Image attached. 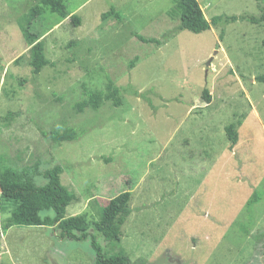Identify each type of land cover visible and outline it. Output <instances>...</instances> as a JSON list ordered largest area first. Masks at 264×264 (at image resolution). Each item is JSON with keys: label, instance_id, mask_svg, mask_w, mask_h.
I'll return each instance as SVG.
<instances>
[{"label": "rangeland", "instance_id": "rangeland-1", "mask_svg": "<svg viewBox=\"0 0 264 264\" xmlns=\"http://www.w3.org/2000/svg\"><path fill=\"white\" fill-rule=\"evenodd\" d=\"M56 1L64 15L42 0H0V154L39 187L60 167L75 196L66 217L91 223L124 191L131 212L119 242L92 228L82 241L48 226L2 229L9 214L0 212V264H95L91 237L130 264H264V25L230 21L258 17V2L196 0L207 21L221 19L192 34L175 33L170 0ZM34 7L47 61L36 75L22 34ZM111 7L120 22L101 19ZM107 80L119 107L74 112ZM231 124L238 142L229 149ZM54 127L81 136L55 145L41 135Z\"/></svg>", "mask_w": 264, "mask_h": 264}, {"label": "trees", "instance_id": "trees-1", "mask_svg": "<svg viewBox=\"0 0 264 264\" xmlns=\"http://www.w3.org/2000/svg\"><path fill=\"white\" fill-rule=\"evenodd\" d=\"M177 15L178 26L175 30L201 34L210 30V25L214 26L220 21L221 17H215L210 22L207 21L196 0H170ZM260 14L258 17H230L231 22L237 20L246 21L253 25H264V7L262 0H256ZM43 4L49 5L55 11L64 15V11L56 0H42ZM39 16L36 7L32 8L24 18L22 34L26 43L30 46V67L32 74L47 65L43 57V49L39 42L40 34L32 30V23ZM113 17L117 22L121 21L120 15L111 7L101 16L102 20ZM74 26H78L80 18L73 15L70 17ZM174 33V34H175ZM138 39L146 44L155 43L137 36ZM264 48V39L261 42ZM259 83H264V77H258ZM83 99L73 104L76 113L83 110L97 111L105 103H111L113 107L121 104L120 89L107 80L103 89L98 91L85 90ZM202 98L208 103L209 96L203 91ZM239 124V123H238ZM237 124V125H238ZM237 126L231 124L224 128L226 138L229 142V149H232L238 142ZM43 138L48 139L55 145L64 142H74L81 136L72 128L59 129L54 127L45 133L41 131ZM33 174L38 175L36 171ZM61 169L58 166L45 170L41 176L47 181L43 186H36L33 176L27 169L17 170L11 167L5 155L0 154V212L9 214L2 221V229L10 227H41L48 226L56 233L60 240L72 239L82 241L88 238L90 228L100 234L106 241L119 242L121 227L130 215L129 200L130 193L124 191L111 199L108 204L102 207L98 213V219L91 223L87 220L85 213L66 217L67 206L75 200V196L70 193L60 182ZM251 201V200H250ZM52 211L53 217H40L41 211ZM91 246L96 254L95 264H130L129 258L123 252L113 255H105L94 237H91Z\"/></svg>", "mask_w": 264, "mask_h": 264}]
</instances>
